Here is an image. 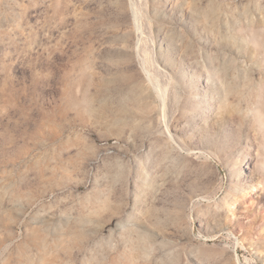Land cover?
<instances>
[{
    "label": "rangeland",
    "instance_id": "374dc122",
    "mask_svg": "<svg viewBox=\"0 0 264 264\" xmlns=\"http://www.w3.org/2000/svg\"><path fill=\"white\" fill-rule=\"evenodd\" d=\"M0 264H264V0H0Z\"/></svg>",
    "mask_w": 264,
    "mask_h": 264
},
{
    "label": "bare ground",
    "instance_id": "6f19581e",
    "mask_svg": "<svg viewBox=\"0 0 264 264\" xmlns=\"http://www.w3.org/2000/svg\"><path fill=\"white\" fill-rule=\"evenodd\" d=\"M133 15H134V19H135V21H136L137 28L139 29V28H140V25H139V23H138V21H137V15H136L135 10H133ZM154 87H155V89H156L157 91H160V87H159L158 85L155 84Z\"/></svg>",
    "mask_w": 264,
    "mask_h": 264
}]
</instances>
